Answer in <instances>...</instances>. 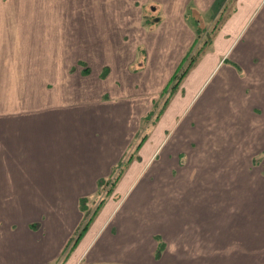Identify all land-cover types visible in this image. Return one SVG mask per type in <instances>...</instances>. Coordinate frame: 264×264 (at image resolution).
<instances>
[{"label": "crops", "instance_id": "crops-1", "mask_svg": "<svg viewBox=\"0 0 264 264\" xmlns=\"http://www.w3.org/2000/svg\"><path fill=\"white\" fill-rule=\"evenodd\" d=\"M15 2L18 13L0 16V32L8 22L16 24L13 36L26 27L37 38L35 45L28 42L24 47L26 54L39 56L38 61L42 55L59 56L64 73L49 78L47 89L65 86L70 96L48 95L42 105L27 106L29 94L12 95V105L0 110V214L7 216V228L0 232V264H55L83 220L81 204L100 198L104 201L99 213L64 260L67 264H264V164H255V187L243 180L242 169L231 172L232 166L243 167L244 144L253 141L264 149L263 121H255L259 128L251 130L252 105L243 106L242 119L235 118L241 128L234 134L224 131L216 139L199 140L205 148L188 137L194 130L180 132L176 124L158 156L144 163L126 160L124 174L108 193L104 187L112 183L136 138L137 120L131 113L135 100L120 98L111 86L110 91L98 89L100 96L79 84L72 86L78 80L73 73L75 50L50 48L56 42L45 30L46 42L38 36L41 22L51 24L54 19L39 15L40 0ZM212 2L192 4L208 8ZM236 5L226 31L219 34L226 43L218 63L190 99L185 116H175L179 123L191 118V107L204 93L215 92L214 84L232 98L229 87L236 71L264 87V0H237ZM49 30L54 28L49 25ZM77 30L71 34L76 36ZM38 61L30 70L40 71ZM227 110L230 116L231 107ZM231 124L232 118L226 128ZM232 135L242 143L239 147ZM186 146L209 151L211 158L203 155L202 165H193L181 152L189 149ZM197 166L203 173H194ZM139 167L143 169L137 172Z\"/></svg>", "mask_w": 264, "mask_h": 264}, {"label": "rangeland", "instance_id": "rangeland-1", "mask_svg": "<svg viewBox=\"0 0 264 264\" xmlns=\"http://www.w3.org/2000/svg\"><path fill=\"white\" fill-rule=\"evenodd\" d=\"M202 1L204 0H40L39 15L55 21L50 22L51 24L41 22L38 35L41 42H46L42 39L45 30L51 41L56 42L50 48L73 49L76 52L73 55V73L82 84L74 80L72 86L79 84L82 89H89L93 96H100V88L110 91L111 86L120 92V98L130 97L135 100L134 106L131 103V113L134 111L137 120L136 138L114 175L124 174L126 160L142 159L144 163L158 156L159 148L165 144L176 124L180 132L186 128L194 130L193 134H187L188 137L197 142L195 145L205 148L206 144L199 140L204 141L208 137L216 139L224 131L234 134L237 128H241L235 125V118L242 119L245 105H252L250 121L255 126L251 129L253 133L259 128L254 125L255 121L264 123V87L257 80L248 79L241 70L234 72L232 77V88L229 87L232 98L224 94L222 87L219 91L214 84L211 88L215 90L214 93H204L203 97L195 101L190 110V119L183 123L182 120L179 123L178 117L175 120L176 115L185 116L192 98L203 86V79L212 73L210 69L218 63V52H222L226 43L219 34L224 28L226 31L229 17L237 10V0H214L208 8L193 5ZM15 3V0H0V16L15 17L18 13ZM47 6L48 8H43ZM5 25H2L0 32V110L12 105V95L29 94L32 101L25 103L27 106L42 105L48 95L55 96V99H58L59 93L69 97L70 93L65 86L47 89L49 78L54 75L57 78L58 74L64 73L57 60L59 56L51 58L42 55L38 61L39 56L26 54L27 50L24 49L29 46L28 42L35 45L36 35L32 37L25 27L13 36L16 24L8 22ZM49 25L54 31L49 30ZM77 28V35H72L71 32ZM213 45L216 46L215 54ZM35 57L34 63L27 61ZM37 61L40 63V71L30 70L31 66L35 68L39 65ZM197 64L199 69L196 70ZM223 73L222 68L220 74ZM73 94L75 95L74 92ZM214 94L218 95L208 98ZM237 97L242 101L241 104H237ZM230 107L231 115L228 116L227 108ZM230 118L231 127L226 128V124H230ZM205 119L207 121L203 122ZM182 135L186 137L183 132ZM232 142L237 144L236 147L242 144L233 135ZM249 143L250 146L244 144L247 150H243V167L232 166L231 172L235 174L236 170L242 169L243 180L247 178L253 181L248 184L255 187V164L257 161L259 165L264 164V149H261V143ZM187 148L189 149L181 152H185L187 160H194L193 165L197 161L202 165L203 155L210 154L209 151L200 152L196 147ZM169 150L171 155L175 153V150ZM167 152L164 150V153ZM234 153L235 147H232L231 156ZM208 158L211 155L206 157ZM141 169L143 167L137 168V172ZM216 169L219 171V168ZM183 170L186 171L187 167H183ZM261 170L264 172V167ZM194 173H203L201 166H197ZM107 188L108 184L104 190ZM84 201L80 206L84 210L80 228L86 222H89L88 227L92 225L103 203L102 198L92 202ZM6 219V215L0 214V232H5L7 228ZM79 227L55 264H67L64 260L79 243L78 240L73 244Z\"/></svg>", "mask_w": 264, "mask_h": 264}, {"label": "trees", "instance_id": "trees-1", "mask_svg": "<svg viewBox=\"0 0 264 264\" xmlns=\"http://www.w3.org/2000/svg\"><path fill=\"white\" fill-rule=\"evenodd\" d=\"M187 53V52H186ZM185 57L187 58L188 56H187V54L185 55ZM194 61L192 60V62L191 63H193ZM120 177V175H115V177H113V181H112V183L110 184H108L109 185V188H107V190L106 191H109L108 193H110L111 191H112V189H113V187H114V183H116V181H117V179ZM110 185H112V186H110ZM103 201H104V199H102ZM102 201V202H103ZM88 223L89 222H86V223H84L82 226H81V228L79 227V230H78V232H77V234H76V236H75V239L73 240V244L75 243V241H78L80 238H81V236L86 232V230L88 229Z\"/></svg>", "mask_w": 264, "mask_h": 264}]
</instances>
